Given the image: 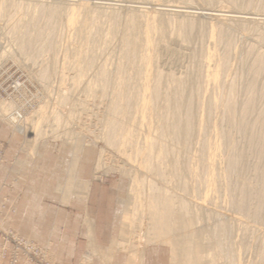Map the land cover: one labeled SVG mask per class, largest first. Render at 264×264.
Returning <instances> with one entry per match:
<instances>
[{
	"label": "rangeland",
	"instance_id": "374dc122",
	"mask_svg": "<svg viewBox=\"0 0 264 264\" xmlns=\"http://www.w3.org/2000/svg\"><path fill=\"white\" fill-rule=\"evenodd\" d=\"M130 1L144 3L145 12L132 11ZM66 2L0 0V165L10 141L26 157L45 145L54 153L93 149L96 176L121 180L124 187L118 247L164 245L170 264H180L172 242L152 238L150 219L161 209L155 197H184L199 207L193 208L195 231L205 233L199 242L210 248L204 264H264V21L162 15L166 6L188 5L255 13L264 20V0H90L88 16L77 0ZM72 10L82 13L73 28L67 26ZM146 14L154 19L147 21ZM133 15L137 23L130 21ZM144 36L149 47L141 42ZM207 52L214 55L208 71L202 66ZM206 73L215 74L210 85ZM182 82L198 97L189 107L191 140L186 147L173 140L172 151L170 139L156 135L155 111L182 96ZM142 98L149 100L147 108ZM155 138L163 145L152 143ZM164 145L178 153L171 154L174 160L157 152ZM10 157L13 177L0 182V195L13 189L21 169L17 156ZM6 205L9 192L0 213ZM9 233L17 235L0 224V248Z\"/></svg>",
	"mask_w": 264,
	"mask_h": 264
},
{
	"label": "crops",
	"instance_id": "0c3cea01",
	"mask_svg": "<svg viewBox=\"0 0 264 264\" xmlns=\"http://www.w3.org/2000/svg\"><path fill=\"white\" fill-rule=\"evenodd\" d=\"M12 155L21 169L13 189L0 195L1 203L9 192V205L0 213L2 229L47 248L57 264H170L164 245H145L138 251L117 246L124 187L121 180L96 176L93 149L54 153L45 145L34 157H26L10 141L6 162L0 165V182L6 184L13 177L8 167Z\"/></svg>",
	"mask_w": 264,
	"mask_h": 264
},
{
	"label": "bare ground",
	"instance_id": "6f19581e",
	"mask_svg": "<svg viewBox=\"0 0 264 264\" xmlns=\"http://www.w3.org/2000/svg\"><path fill=\"white\" fill-rule=\"evenodd\" d=\"M19 1V0H18ZM41 1V0H40ZM63 1H70L71 2V0H51V2H53V3H62ZM90 0H77V3H79V5L78 6H80L81 7V9H82V12L85 14V15H89L91 12H90V9H89V2ZM5 2H7V3H10V4H15V0H5ZM66 2V3H67ZM110 2V1H109ZM6 3V4H7ZM40 3V2H39ZM46 3V2H45ZM73 4V3H72ZM110 4V3H109ZM128 4H131V5H134V7L132 6V7H130V8H132V11H137L138 13L140 12H142V13H144L145 11H144V7L142 6L141 7V5L142 4H144V3H139V2H132V1H130V2H128ZM127 4V5H128ZM137 4H139V5H137ZM141 4V5H140ZM66 5V4H65ZM69 5V4H68ZM95 5H96V3H95ZM17 6V5H16ZM147 6V5H146ZM153 6V5H152ZM156 6V5H155ZM167 8L166 9H164V10H162L161 12H162V15H164V14H167V15H176L177 17L178 16H180V17H190L189 19H191L192 17L191 16H199V17H202L203 19L204 18H214V19H216V20H224V19H228V20H231V21H235V22H241V23H243L244 21H246V22H249V23H253V24H255V23H259V24H261V22L262 21H264L263 19H260V18H262V17H260L259 18V14H255V13H239V12H226V14L225 13H223L222 12V10L221 11H219V10H212V9H210V10H207V9H203V8H197V7H188V5H187V7L185 6L184 8H182L181 6L180 7H177L176 5L175 6H166ZM129 9V8H128ZM162 9V8H161ZM75 10V9H74ZM144 11V12H143ZM160 11V10H159ZM227 11V10H226ZM76 11H73L72 10V15H71V17H69L70 19H69V21H68V25L67 26H71L72 28H73V26H76L78 23V21H77V19L79 18L78 16H79V14L81 13L80 11V13H78V15L75 13ZM147 13V12H146ZM82 14V13H81ZM157 14V13H156ZM196 14V15H195ZM91 15V14H90ZM136 15V14H135ZM135 15H133L134 17L133 18H131L130 19V21L131 22H133V23H137V20H138V17H136ZM155 16V15H154ZM166 16V15H165ZM263 16V15H262ZM167 17V16H166ZM160 19L162 18V17H159ZM145 19L147 20V21H149V20H153L154 18H153V16H150L149 14H146V17H145ZM157 19V18H156ZM51 20V19H50ZM165 20V19H164ZM164 20H159L160 22L161 21H164ZM205 20V19H204ZM227 20V21H228ZM150 21V22H151ZM157 21V20H156ZM167 21V20H166ZM154 22V21H153ZM165 22V21H164ZM163 22V23H164ZM139 23V22H138ZM147 23V22H146ZM155 23V22H154ZM264 23V22H263ZM160 24V23H159ZM161 24H162V22H161ZM186 24V23H185ZM224 24V23H223ZM244 24V23H243ZM148 25V24H147ZM187 25H188V22H187ZM189 25H191V24H189ZM264 25V24H263ZM210 26V25H209ZM70 27V28H71ZM162 26H160V28H161ZM69 28V29H70ZM81 28V27H80ZM209 29H210V27H209ZM212 30V29H211ZM207 31H209L208 29H207ZM214 31V30H213ZM211 32V31H210ZM213 33V32H212ZM211 33V34H212ZM207 34V33H206ZM222 36V35H221ZM220 36V39L221 38H223V36L221 37ZM29 39V38H28ZM209 41V40H208ZM212 41V40H211ZM43 42V41H42ZM141 42L145 45V46H148L149 47V42H148V40H147V38H146V36H144L143 38H142V40H141ZM38 44V43H37ZM43 43H41L39 46H40V48L41 49H43L44 48V45L41 47V45H42ZM38 45H35V51H41L40 50V48L38 47ZM46 45V44H45ZM37 46V47H36ZM45 49V48H44ZM43 49V50H44ZM133 49H134V47H133ZM36 54V53H35ZM214 55H213V53H211V52H207V54H206V56H205V58L203 59V61H202V66H204L205 68H207L206 70L208 71V69H209V67H210V64L213 62H211V60L214 58L213 57ZM215 60V59H214ZM211 68V67H210ZM214 72V71H213ZM207 74V73H206ZM215 75V74H214ZM212 73L211 74H207V76L205 77V81H206V83L208 82H211V80L212 79H215L213 76H214ZM192 79V78H191ZM191 79L189 80V81H191ZM193 80V79H192ZM187 81L188 80H186V84H187ZM188 81V84L190 83ZM181 83V82H180ZM179 83V85L181 86V84ZM184 82H182V87L183 88H181V89H183V91L181 90V93L182 94H179V95H182V96H180L179 98H174V99H171L170 101H169V105H168V107L166 106V107H164V106H157L158 107V109L156 108V110L157 111H155L156 112V114H155V116H157V118H155V119H157V130L159 131V135L158 134H156L158 137H160V139H161V137H163V136H165V137H167V139L169 140L168 142H169V144H168V146H167V148L168 147H170L169 145H170V143H174V141L175 140H178V142L176 141L175 143H176V145H178L179 143L180 144H182V145H184L185 146V144L186 145H188L189 144V142H190V140H189V132H190V130L188 131L187 129H186V127L189 129L190 127H192V124H191V126L190 125H188V122H191L192 120H190L191 118H190V109H189V107L191 106L190 105V103L192 102H194L195 100H193V98H194V96L195 95H197V94H195V92L196 91H194V92H189L190 90H189V88L190 89H192V83L193 82H191L189 85H191V86H189L188 85V87L189 88H187V86H186V84H183ZM212 83H213V81H212ZM194 85L193 86H195V83H193ZM211 83H209L208 85H210ZM185 85V86H184ZM158 86V85H157ZM180 86H178V87H180ZM197 86H195V87H193V88H196ZM188 90H187V89ZM185 89V90H184ZM206 90V89H205ZM156 93L155 94H158L157 92L159 91V89L157 88V87H155V90H154ZM192 91V90H191ZM201 92V91H200ZM197 93H199V91H197ZM206 93V92H205ZM196 97V100H197V97H198V95L197 96H195ZM173 98V97H172ZM122 99V98H121ZM161 100V99H160ZM167 100V99H166ZM193 100V101H192ZM123 101H124V99H123ZM122 101V102H123ZM142 108H147L148 107V103H149V100L147 99L146 100V98H142ZM121 102V103H122ZM160 102V101H159ZM120 102H119V106L121 107V105H123V104H121ZM161 104V103H160ZM157 105V104H156ZM124 106L125 105H123V107L122 108H124ZM181 111V113H182V111H183V116H181V117H179V115H181V113L179 114L178 112H180ZM143 115V114H142ZM140 120H142L141 118H140ZM190 120V121H189ZM194 120V119H193ZM154 122V121H153ZM11 123H14V122H11ZM143 123V122H142ZM156 123V122H155ZM191 123H193V122H191ZM118 124V123H117ZM190 126V127H188V126ZM156 126V125H155ZM155 126H153V127H155ZM117 127H115L114 129H116ZM112 130H113V128H112ZM155 130V129H154ZM151 131V130H150ZM149 131V132H150ZM148 132V133H149ZM154 132V131H153ZM155 132H156V130H155ZM188 132V133H187ZM216 132V131H215ZM156 133H158V132H156ZM191 134H193V132L191 131ZM161 135V136H160ZM149 136V135H148ZM214 136V135H213ZM128 137V136H127ZM157 137V138H158ZM209 137V136H208ZM125 138V137H124ZM149 138V137H148ZM192 138V137H191ZM126 140H127V138H125ZM154 141L152 142V143H154L155 142V140H157L158 141V139H153ZM174 140V141H173ZM187 142H188V144H187ZM158 143V145L159 146H161V144H162V142H160V141H158L157 142ZM174 143V144H175ZM178 143V144H177ZM173 144V145H174ZM179 144V145H180ZM158 145H157V147H158ZM163 145V144H162ZM156 146V145H155ZM154 147V146H153ZM165 145H164V147H159L158 149H157V152L158 153H165L166 152V155H165V157L167 158H171V154L173 155L174 154V156L176 155V154H178V153H175V152H171L170 153V151H168V149L167 150H165ZM186 147V146H185ZM184 147V148H185ZM171 148L172 147H170L169 149L171 150ZM215 148V147H214ZM155 149V148H154ZM173 150L172 151H174V148H172ZM151 150V149H150ZM149 150V151H150ZM216 150V149H215ZM215 150L213 149V155L216 153L215 152ZM165 151V152H164ZM152 153H153V151H152ZM151 153V154H152ZM155 153V152H154ZM182 153V152H181ZM150 154V155H151ZM146 155V154H145ZM155 155H157V154H155ZM167 155H170V156H167ZM217 155V154H216ZM158 156V155H157ZM160 156V155H159ZM174 156H172V158L174 157ZM184 156V155H183ZM155 157V156H154ZM161 157V156H160ZM171 158V159H172ZM164 160V159H163ZM173 160H174V158H173ZM175 160H178V159H175ZM170 161H172V160H170ZM212 161V160H211ZM172 162H174V161H172ZM208 162H209V160H208ZM214 162V161H213ZM177 163H178V161H177ZM212 163V162H211ZM230 164V163H229ZM210 165V164H209ZM213 165V164H212ZM176 166V165H175ZM215 166V165H214ZM171 167V166H170ZM169 167V168H170ZM212 167V166H211ZM172 168V167H171ZM176 168V167H175ZM178 169V168H177ZM209 169H210V166H209ZM230 169H231V167H230ZM169 170V169H168ZM177 172V171H176ZM175 175V174H174ZM177 175V174H176ZM173 177V176H172ZM176 177V176H175ZM181 177V176H180ZM180 177H176V180L178 181L179 180V178ZM181 179V178H180ZM172 180V179H171ZM182 182V179L181 180H179L178 182ZM179 184V183H178ZM175 185V184H174ZM182 185V184H181ZM177 186V185H176ZM179 186H180V184H179ZM178 186V187H179ZM181 187V186H180ZM179 187V188H180ZM182 187H184V184H183V186ZM187 189V188H186ZM153 190H154V188H153ZM156 190H158V189H156ZM155 190V191H156ZM172 190V189H171ZM180 190H181V188H180ZM183 190V189H182ZM157 192V191H156ZM178 193V192H177ZM156 194V193H155ZM169 194H171V193H169ZM190 194V193H189ZM167 195V194H166ZM163 196H164V194H163ZM171 196V195H170ZM174 196V195H173ZM155 197V196H154ZM160 197V196H159ZM174 197H176V196H174ZM162 198V197H161ZM181 198V197H180ZM173 198L172 196L171 197H168V198H162V199H160L159 200V198L157 199L156 197L154 198V203L155 204H160L161 206H156L155 208H157V207H161V209H160V211H154V212H152V214H151V221H152V223H151V225L153 224V226L152 227H150V229L152 230H149V231H151V235H152V238L153 239H162V240H165L166 242L167 241H169V242H172V244H173V250H174V252H175V254H176V257H175V260L176 261H178L180 264H204V260L205 259H208L207 257L210 255L209 254V249L207 248L208 247V245L205 247L204 245H202V244H200V240H201V238H203V237H201L202 235H204L205 233L204 232H202L201 234H199V233H197L196 231H195V228H196V224H197V221H199V219L198 220H196V217H195V214L193 215V213H194V209L193 208H198L199 209V207L197 206V205H195L194 203V207H193V205H191L190 204V200L188 199V200H183L184 199V197H183V199L181 198ZM151 199H153V198H151ZM150 199V200H151ZM149 200V201H150ZM152 201V200H151ZM160 201V203H158ZM195 202V201H194ZM150 203H153V202H150ZM151 204H149V206H150ZM153 205V204H152ZM152 205H151V207H152ZM200 205V204H199ZM137 208V207H136ZM153 208V207H152ZM210 209H211V207H209ZM154 209V208H153ZM153 209H151V211L153 210ZM148 210L150 211V208H148ZM197 210V209H196ZM200 210H201V208H200ZM148 211V212H149ZM206 211H207V209H206ZM219 211V210H218ZM221 211V210H220ZM219 211V212H220ZM196 212V211H195ZM209 212V211H208ZM214 213H216V212H213V214ZM220 214V213H219ZM223 214V213H222ZM148 215V214H147ZM205 215V214H204ZM149 216V215H148ZM208 216V215H207ZM221 216V215H220ZM200 217H202V216H200ZM149 218L150 217H148L147 218V220H148V222L150 221L149 220ZM211 218V217H210ZM209 218V219H210ZM201 219V218H200ZM203 219V218H202ZM217 219V218H216ZM222 219H223V217H222ZM234 219V218H233ZM232 219V220H233ZM237 219V218H236ZM236 219H234V221L236 220ZM204 220V219H203ZM201 221V220H200ZM211 221V220H210ZM215 221V220H214ZM148 222H147V224H148ZM203 222V221H202ZM215 222H217V221H215ZM221 222V221H220ZM134 223V222H133ZM132 223V224H133ZM146 223V222H145ZM222 223V222H221ZM131 224V225H132ZM223 224V223H222ZM131 225H130V227H131ZM139 225V224H138ZM150 225V224H149ZM198 225H199V223H198ZM221 225V224H220ZM224 226V225H223ZM133 227V226H132ZM136 227V226H135ZM128 228V227H127ZM136 228H138V227H136ZM200 228V227H199ZM225 228V227H224ZM129 230H130V228H129ZM138 230V229H137ZM223 230V231H222ZM226 231V229L224 230V229H221V227H220V229H219V232L222 234H224V232ZM148 232V231H147ZM171 233H173V237L170 235ZM135 234V233H134ZM132 235V234H131ZM146 235H147V233H146ZM169 235L171 236V237H169ZM202 240H204V239H202ZM201 240V241H202ZM211 260V259H210ZM203 262V263H202ZM206 264V263H205Z\"/></svg>",
	"mask_w": 264,
	"mask_h": 264
},
{
	"label": "built area",
	"instance_id": "2783aa9c",
	"mask_svg": "<svg viewBox=\"0 0 264 264\" xmlns=\"http://www.w3.org/2000/svg\"><path fill=\"white\" fill-rule=\"evenodd\" d=\"M0 259L5 264H56L45 248L12 233L4 239Z\"/></svg>",
	"mask_w": 264,
	"mask_h": 264
}]
</instances>
